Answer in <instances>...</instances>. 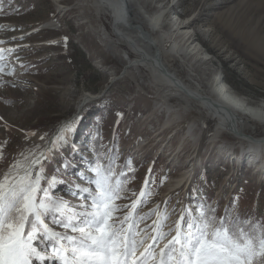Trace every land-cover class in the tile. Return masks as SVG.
Here are the masks:
<instances>
[{
  "label": "rangeland",
  "instance_id": "obj_1",
  "mask_svg": "<svg viewBox=\"0 0 264 264\" xmlns=\"http://www.w3.org/2000/svg\"><path fill=\"white\" fill-rule=\"evenodd\" d=\"M0 7L4 9L0 13V25L5 26L0 30V39L9 41L0 47L16 49L8 56V63L16 71L13 76H4V83L0 85V146L3 149L0 175L8 171L21 151L38 144L46 145L39 138L45 134L53 137L70 118L76 120L75 132L70 137L71 146L85 149L98 132L105 151L107 148L118 149L119 165L131 161L132 170L127 172L131 178L127 187L131 191L126 193L128 199L118 203L129 204L136 198L132 193L138 195L147 180L151 196L146 197L148 202L141 212L153 209L167 179L176 176L185 161L193 158L202 134L201 126L195 125L191 137L194 139L189 137L183 141L185 145H180L185 129L179 128L182 121L174 124L166 134L160 132L161 140L155 141L158 145L153 146L143 159H136L131 150L136 147L138 138L143 134L155 136L162 129L163 118L152 115L149 121L158 124L161 119V122L155 134L146 132L145 119L154 111L159 97L150 87H146L147 91L140 89L134 77L120 76L128 60V54L123 55L129 53V49L125 44L115 42L112 18L98 14L93 0H0ZM60 7L65 10L58 12ZM152 8L155 6L150 5ZM198 9L201 13L197 27L214 29L212 34H201L200 45L217 57L210 65L212 69L207 77L219 73L226 78L227 85L239 93L254 100L262 98L264 0H180L176 12L182 18ZM52 19L55 23L36 29ZM12 28L15 31L10 30ZM103 29L118 44V55L114 54L113 43L107 44L102 39ZM175 64L178 66L180 62ZM141 73V77L147 78L146 70ZM113 76L119 78L112 82ZM101 92L99 98L88 97L81 101L85 93ZM189 115L184 113L181 119H189ZM190 119L193 120L191 115ZM260 132L261 129L256 130V134ZM29 133L35 135L29 136ZM171 133H175L174 137L164 146ZM211 140L204 149L203 172L197 174L190 191L191 204L206 199L218 204L217 214L222 215L225 207L234 202L242 216L264 220V174L257 170L256 164L248 165L234 159L231 154L239 145L237 138L224 134ZM71 146H65L48 162L49 174H57L54 170L61 158H73ZM247 155L244 153L240 157L246 160ZM169 157H175L171 166L167 164ZM75 162L77 167L70 169L73 175L63 178L73 180L75 172L84 168L78 155ZM54 191L60 196L67 189L62 184L54 186ZM65 198L72 200L69 196ZM152 219L146 223L150 224ZM49 222L55 227L51 218Z\"/></svg>",
  "mask_w": 264,
  "mask_h": 264
},
{
  "label": "snow or ice",
  "instance_id": "obj_2",
  "mask_svg": "<svg viewBox=\"0 0 264 264\" xmlns=\"http://www.w3.org/2000/svg\"><path fill=\"white\" fill-rule=\"evenodd\" d=\"M8 42L0 39V45ZM15 51L0 47V85L16 71L8 63ZM75 126L73 120L53 137L41 136L47 147L21 151L0 175V264H264V220L242 216L234 202L222 215L206 199L181 204L178 213L167 202L142 213L151 196L145 180L135 199L118 203L131 191V161L119 165L118 149L105 151L98 132L85 149L71 146ZM65 146L73 158L58 162L54 171L61 176L49 174L48 162ZM2 153L0 146V160ZM77 155L84 168L67 180ZM62 184L67 191L57 196L54 186Z\"/></svg>",
  "mask_w": 264,
  "mask_h": 264
},
{
  "label": "bare ground",
  "instance_id": "obj_3",
  "mask_svg": "<svg viewBox=\"0 0 264 264\" xmlns=\"http://www.w3.org/2000/svg\"><path fill=\"white\" fill-rule=\"evenodd\" d=\"M179 2L180 0H93L98 14H107L112 18L111 29L115 42L125 44L129 49V53L124 51L123 57L128 54V60L120 76L134 77L140 89L147 91L146 87H150L159 97L154 111L147 113L145 127L146 132L155 134L154 131L163 118L162 129L155 136L149 134L150 136L147 137V134H143L142 138H138L136 147L131 150L136 159H143L153 146L158 145L161 140L158 136L160 132L165 131L166 134L174 124L177 125L182 121L179 128L185 129L180 145L194 135L195 125L201 126L202 134L193 158L185 161L176 176L167 179L158 201L152 207L160 205L163 209L164 202H167L168 209L175 207L177 213L181 204L185 206L191 204L190 191L197 174L203 169L204 149L212 137L229 134L237 138L239 145L231 155L239 162L256 164L257 170L264 174V96L254 100L239 93L233 86L227 85L226 78L219 73L211 78L207 77L212 69L210 65L217 57L207 53L209 49L200 45L201 34H212L211 31L214 32V29L208 26L202 27L203 29L197 27L200 21V9L181 18L176 12ZM150 5L155 6L154 9L152 8L153 11ZM64 10L65 8L60 7L57 11ZM50 23H55V19L36 29ZM97 26L101 29L100 24ZM102 35V39L107 44L113 43L116 50L114 54L118 55L119 50L116 49L118 44H115L111 37L109 38L104 29ZM176 61H179L180 65L176 66ZM144 70L147 71V78L141 77V72ZM111 78L113 82L119 77ZM101 95L102 92L85 93L81 101L87 100L88 97L93 100ZM184 113H189L193 120L190 119V115L189 119L182 120ZM152 115L161 118L158 119V124L149 121ZM195 118L198 120L197 123L194 122ZM69 122H71L70 118L65 120L60 128ZM257 129H261L260 134H256ZM174 135L175 133L168 135L164 146ZM151 141H154L153 145ZM44 147H47V143ZM244 153L248 154L246 160L240 157ZM174 161L175 157H169L167 164L171 166ZM177 218L173 216L171 219Z\"/></svg>",
  "mask_w": 264,
  "mask_h": 264
}]
</instances>
